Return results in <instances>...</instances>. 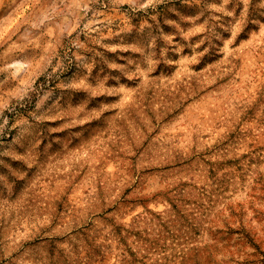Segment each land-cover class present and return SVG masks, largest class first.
Returning a JSON list of instances; mask_svg holds the SVG:
<instances>
[{"label": "rangeland", "instance_id": "rangeland-1", "mask_svg": "<svg viewBox=\"0 0 264 264\" xmlns=\"http://www.w3.org/2000/svg\"><path fill=\"white\" fill-rule=\"evenodd\" d=\"M0 264H264V0H0Z\"/></svg>", "mask_w": 264, "mask_h": 264}]
</instances>
